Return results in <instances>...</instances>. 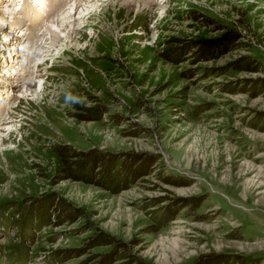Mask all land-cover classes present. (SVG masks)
Segmentation results:
<instances>
[{"label":"rangeland","instance_id":"1","mask_svg":"<svg viewBox=\"0 0 264 264\" xmlns=\"http://www.w3.org/2000/svg\"><path fill=\"white\" fill-rule=\"evenodd\" d=\"M58 1L0 26V264H193L210 253L264 264V70L223 68L246 55L264 67V0H75L85 23ZM64 8L75 22L60 32L49 22ZM229 30L239 46L193 56ZM65 145L120 167L127 155L158 160L108 188L62 173ZM55 202L72 218L58 219ZM98 234L126 254L112 257Z\"/></svg>","mask_w":264,"mask_h":264},{"label":"trees","instance_id":"2","mask_svg":"<svg viewBox=\"0 0 264 264\" xmlns=\"http://www.w3.org/2000/svg\"><path fill=\"white\" fill-rule=\"evenodd\" d=\"M196 17V16H194ZM198 19V18H195ZM201 20L202 22H207V23H213L210 19H198ZM236 32L233 30H229L228 32H225L222 34L220 38H217L215 40L213 39H203L197 41V45L194 46L196 47V50H193L192 54L195 56L197 59L201 58L204 59V56H212L214 57L215 55L218 54L219 51H221L224 47L227 48L229 44H234L235 46H239V44L236 45L234 42L235 39L237 38ZM191 47V46H190ZM193 47V48H194ZM177 49H172L171 52L172 54L177 53L178 51L182 50V47L177 46ZM191 50H189L190 52ZM195 51V52H194ZM174 59V57H172ZM199 59V60H201ZM228 68H234L236 70H252V71H261L264 70L263 65L260 66L259 62L255 60L251 55H246L241 58H236L230 62H228L227 65H224V69ZM222 73L221 68H219ZM218 74V73H214ZM247 81H250V79H247ZM261 81V80H260ZM262 81H264L262 79ZM263 119V118H261ZM56 152L58 153L60 159L64 163V168L62 170V173L65 175L67 174L70 177L76 178L78 180H85V181H90L94 182L97 178H101L104 182V186L106 187H111L110 185L114 183V180L117 178L118 175L119 178H117V181L115 185H118L120 187L127 186L130 181L131 177L137 178V177H142L145 174L151 173V166L157 162L158 157L156 155H141V156H131L127 155L125 156L127 159L122 162L121 167L118 165V159L117 157H113L110 155H105L104 153L98 152L96 150H91V151H79L76 152L73 148L70 146H62L56 148ZM119 168V169H118ZM104 174V177H102ZM123 174L122 178L121 175ZM164 177H161L162 180L168 183H176V180L174 176L170 174H161ZM54 205H59V208L56 210L58 211L56 213V217L58 219H70L72 218L71 210L68 209L67 212L66 210L67 206L64 204H59L56 203ZM60 210L62 211L60 213ZM167 216H172L173 212L171 207L166 211ZM65 214V215H64ZM168 219V218H167ZM65 220V221H67ZM64 221V220H63ZM97 241L100 242H107L106 244H110L113 246L112 249V257H123L124 251H121L119 247H122V245L118 242L115 241L111 236L108 237L104 234L102 235H97L96 237ZM118 248V249H117ZM131 256V255H130ZM233 257V256H232ZM229 254L222 255V254H215V253H210V255L206 256H201L199 257L193 264H230L232 262V258ZM113 258V259H115ZM133 259V264H144L142 263L136 256H131ZM247 259V260H245ZM254 258L251 257H241V262L240 264H252L253 261H251ZM105 264V262L103 263Z\"/></svg>","mask_w":264,"mask_h":264},{"label":"bare ground","instance_id":"3","mask_svg":"<svg viewBox=\"0 0 264 264\" xmlns=\"http://www.w3.org/2000/svg\"><path fill=\"white\" fill-rule=\"evenodd\" d=\"M39 0H30L29 1V3H28V5H24L23 4V2L21 1V0H19L18 1V4H16V2H17V0H7V2L5 3V6H4V9H1L0 10V26L1 25H3L1 22L3 21V22H5V24L3 25V27H2V29L3 28H5L6 26H7V24L11 27V26H13V25H15V27H14V29L15 28H19L20 26H17V23L15 22V15H17L18 13H23V14H25V13H28L29 14V12L30 11H35V9L33 10V9H31L32 7V3L33 2H35L33 5H35V7L37 8V6L39 5V4H41V3H38L37 4V2H38ZM74 2V3H72V5H69L70 7L69 8H71L72 10L74 9H76V11H75V13L76 14H78L79 16H80V18L79 19H77V20H79V22H82V23H85L86 21H84V18H83V16H82V12L83 11H87L88 9V7H86V9L85 10H82L81 12H80V10H78V6L77 5H75V0L73 1V0H68V2ZM88 1H90V0H88ZM92 2H95L94 0H91ZM110 2L109 3H111L112 1L111 0H109ZM121 1H123V2H130V1H127V0H121ZM22 2V3H21ZM96 2H98V0H96ZM58 3H60V5H59V7L58 8H60L63 4H65V3H67V0L64 2L63 0H59L58 1ZM57 3V4H58ZM87 3V2H86ZM90 3V2H89ZM93 4H96V3H93ZM65 6V5H64ZM94 6H96V5H94ZM129 7H131V4L129 5ZM63 8V7H62ZM92 8H95V7H92ZM20 9V10H19ZM31 9V10H30ZM96 9V8H95ZM130 9V8H129ZM5 10H6V12H5ZM78 10V11H77ZM63 11V15L61 16V19H60V21H59V19H58V21H55V16L51 19V21L49 22L51 25H52V27H54V28H56L57 30H59L60 32H61V30L62 29H60L61 27H69V26H72L74 23L73 22H75V19L73 20L72 18H73V16H70L69 15V12H67L66 10H65V8L62 10ZM62 13V12H61ZM75 13H74V15H75ZM48 16V15H47ZM53 16V15H52ZM5 18H7V19H5ZM33 18H34V21H38L39 20V18L38 17H35V16H33ZM13 19V20H12ZM30 19V18H29ZM6 20H7V23H6ZM49 20H50V18H49ZM78 22V21H77ZM37 25H39V24H37ZM23 26V25H22ZM84 26V25H83ZM18 29H16L15 31H14V33H16L17 35H16V39L20 36V39L23 37V33H22V29L20 30H18ZM3 31V30H2ZM21 31V33H20V35H19V32ZM47 31H48V33H50V37H54V38H57V39H59V37L57 36V34H55V31L52 29H47ZM57 32V31H56ZM59 32V33H60ZM52 33V34H51ZM25 34V33H24ZM69 34V33H68ZM39 35V34H38ZM44 35V34H43ZM42 35V36H43ZM31 36V35H30ZM38 37V36H37ZM99 37V36H98ZM35 38V37H34ZM40 38V37H39ZM43 37H41V39H42ZM66 38H68V40H69V35L68 36H66ZM10 39V38H9ZM11 39H13V37L11 38ZM23 39V38H22ZM21 39V40H22ZM27 39V38H26ZM38 39V38H37ZM56 39V40H57ZM7 40V39H6ZM20 40V41H21ZM33 40V39H32ZM47 40V39H46ZM61 40V39H60ZM3 41V40H2ZM18 42V39L15 41L18 45L15 47V49L13 50V51H15V50H17V49H22L23 48V46H22V42ZM28 41V40H27ZM30 41V40H29ZM71 42L73 41L72 39L70 40ZM51 42V41H50ZM56 42V41H55ZM54 42V43H55ZM60 42V41H59ZM78 43V42H80V39H77L74 43ZM1 43H3V42H1ZM16 43H14V45L16 44ZM27 43V42H26ZM32 43H34V42H32ZM36 43V42H35ZM54 43L52 44V46H54V48H55V46H57V45H54ZM68 43V42H67ZM25 45V44H24ZM38 46V45H37ZM26 47V46H25ZM36 47V46H35ZM39 47V46H38ZM17 48V49H16ZM32 48V47H31ZM27 49V48H26ZM30 49V48H29ZM35 49H37V48H35ZM38 49H40V48H38ZM20 51H22V50H19V53H18V55L20 56L22 53L20 52ZM8 55V54H7ZM18 56V57H19ZM9 58H8V60H2V65H4V70L5 71H3V73H6L5 74V76H8V78L10 77H12V73H11V69L9 68V67H11V68H13L14 67V65H15V61H13L12 60V57L11 56H8ZM3 58H6V55H5V57H3ZM38 59V58H37ZM20 61V60H19ZM21 62V61H20ZM14 64V65H13ZM9 66V67H8ZM22 68H23V66H22ZM21 69V68H20ZM21 73V72H20ZM12 74V75H11ZM10 75V76H9ZM16 75H20V74H17V73H15L14 75H13V79L15 78V76ZM3 80H0V82H2ZM7 82H10V80H8ZM11 83V82H10ZM4 93V92H3ZM4 124V123H3ZM2 125V124H1ZM9 127V126H8ZM8 129V128H7ZM6 129V130H7Z\"/></svg>","mask_w":264,"mask_h":264},{"label":"clouds","instance_id":"4","mask_svg":"<svg viewBox=\"0 0 264 264\" xmlns=\"http://www.w3.org/2000/svg\"><path fill=\"white\" fill-rule=\"evenodd\" d=\"M77 102H81V101H77Z\"/></svg>","mask_w":264,"mask_h":264}]
</instances>
